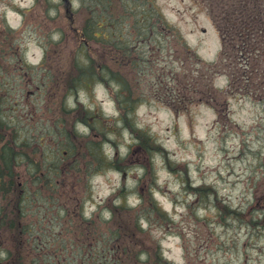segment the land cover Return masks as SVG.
Returning a JSON list of instances; mask_svg holds the SVG:
<instances>
[{
	"label": "rangeland",
	"instance_id": "374dc122",
	"mask_svg": "<svg viewBox=\"0 0 264 264\" xmlns=\"http://www.w3.org/2000/svg\"><path fill=\"white\" fill-rule=\"evenodd\" d=\"M94 1L0 0L6 118L20 131L25 153L38 157L41 143L45 149L53 145L61 158L51 154V163L66 166L45 210L33 208L27 218L45 226L50 247L59 254L54 264H115L94 254L83 261L72 250L81 234L75 231L84 226L82 211L87 217L97 214L106 241L109 230L122 227L123 239L114 245L123 243L129 255H117L119 264H145L149 254L153 264L155 253L160 264H264V93L261 99L244 97L239 87L229 89L222 70L213 73L187 55L186 45L212 62L220 49L207 0H101L99 6ZM101 11L117 19L131 45L141 41L136 52L152 59V67L142 63L134 69L115 62L114 71L139 96L133 126L150 134L158 146L153 151L138 145L133 129L118 120V83L66 88L81 43L74 40L76 29L83 19L103 16ZM150 31L151 39L144 38ZM101 52L94 39L79 54L96 59ZM187 81L193 83L190 91L169 92ZM84 117L91 125L80 121ZM68 138L77 146L64 156ZM95 149L97 160L90 154ZM18 170L30 179L25 166ZM150 195L166 216L143 220L141 197L149 206Z\"/></svg>",
	"mask_w": 264,
	"mask_h": 264
},
{
	"label": "trees",
	"instance_id": "16d2710c",
	"mask_svg": "<svg viewBox=\"0 0 264 264\" xmlns=\"http://www.w3.org/2000/svg\"><path fill=\"white\" fill-rule=\"evenodd\" d=\"M99 1L95 0L94 5L99 6ZM86 3V1H85ZM208 14L219 34L221 40V49L218 54V58L214 62H203L195 52L190 51V48L185 46L186 53L188 55H195V62L197 65H202L206 70L213 73L222 70L229 77V89L239 87L240 95L244 97L262 98L261 87L264 84V0H207ZM93 13L95 10H92ZM106 12L101 11L102 15H92V17L83 19L82 28H77L74 36V40H80V45L76 48V53L72 58V64L70 66L69 73L70 78L66 83V88L76 89V87L84 83L88 85L93 82H102L109 86L113 82L118 83V87L115 91V103L118 109V120H122L125 125L133 132H135V139L138 145H143L147 150H154L158 148L155 145L153 138L148 132H144L143 129H136L133 126L135 122H132V116L135 112L136 100L135 95L128 85V82L122 80L119 75L114 71L115 62H118L119 66L126 69H134L140 64H149L152 67V60L147 55L136 52L139 47L140 40L137 46L126 40V35L123 32L122 27L117 26V19L112 16L104 15ZM72 22V20H70ZM145 21V20H142ZM153 28V27H152ZM160 29H165L159 26ZM153 30V29H151ZM168 32L170 30L166 29ZM171 33V32H170ZM172 34V33H171ZM143 34H140L141 36ZM103 36V38H102ZM153 35L149 36L144 34V38L151 39ZM97 39L100 41L102 49L101 53H98L96 59H93L90 55L79 54L81 47H83L84 41H92ZM114 39L115 41H112ZM149 42V40H142V42ZM106 52V54L103 53ZM109 54V55H108ZM121 54L125 59L116 60L112 55ZM81 56V57H78ZM88 56L87 58H85ZM129 56L131 57L129 60ZM191 57V56H190ZM78 58V59H77ZM114 61V62H103ZM44 62V61H43ZM42 62V63H43ZM121 77H124L121 75ZM238 82V83H237ZM240 82V83H239ZM237 83V84H235ZM5 85V84H4ZM114 85V84H113ZM193 83L187 81L178 87H169V92L172 94L186 93L190 91ZM7 91V85L0 87ZM228 95H232L230 92H225ZM2 91H0V98H2ZM210 97L216 95V93H208ZM139 97V96H138ZM263 102V99H262ZM3 115L0 114V132H3L7 136L6 153L2 156L6 164V172L0 171V182L2 177L6 179V187H0V264H54L56 259L59 258V254L54 253L53 248L50 247V242L46 237V228L41 231V227H37L35 222H29L27 219L30 217V212L34 205L33 202L43 204L37 208L36 211L45 210L44 204L48 203L51 196L49 192L53 187L59 186L58 179L66 171V166H61L58 162L55 164L54 174H51L48 169L45 174H42L41 167L37 170V188L32 190L30 187L18 186L17 181L20 180L21 174L15 169L16 158L22 152L23 139L16 138V130L11 128L10 125H6L3 128ZM80 121L90 124L89 117H84ZM75 124L73 125V127ZM72 127V133L75 137H79V133ZM16 134V135H15ZM17 144V142H21ZM69 147L66 155H72L77 145H73L74 140L68 138ZM74 146V147H73ZM73 147V148H72ZM86 149V148H85ZM60 150L57 149L56 152ZM87 151V149H86ZM57 160L61 158V155H56ZM23 154V153H22ZM94 160L98 159L95 151H90ZM74 156V155H73ZM91 162L89 163V165ZM41 175H39V172ZM3 184V182H2ZM24 187V188H23ZM60 195V193H59ZM34 196V198H33ZM55 201L59 202V196L54 195ZM142 203L138 210L141 213L140 216L143 220L150 221L152 214L160 213L158 216H166L167 213L162 211L158 206L152 195L149 196L148 204L146 205L145 197H141ZM53 200V199H52ZM32 203V204H31ZM233 211V210H232ZM137 214V212H135ZM128 220V219H127ZM129 221V220H128ZM84 226H79L78 231L80 234L79 242L74 243L76 250L80 253L82 260H88L91 256L98 255L103 257V263L108 262L110 259L119 264V261L114 260L117 255L121 258H126L124 254L129 255V250L123 246V243L115 244L114 241H121L123 238L120 232H123L122 227L119 225L117 229L109 230L111 236L109 241L104 238L103 231L97 227V220H81ZM109 222V221H107ZM92 223L95 226L91 225ZM40 224V221H39ZM74 228V224H73ZM140 229V227H139ZM142 230V229H140ZM112 242L111 246L110 243ZM105 244L104 247L99 248L100 244ZM80 246L82 249H80ZM143 252H149L143 250ZM160 252V251H159ZM155 262L153 264H160L162 257L156 255ZM112 257V258H110ZM151 260V256L146 257L145 264H148ZM93 263V261H92ZM135 264H141L140 261ZM164 264V263H163Z\"/></svg>",
	"mask_w": 264,
	"mask_h": 264
},
{
	"label": "flooded vegetation",
	"instance_id": "af4514ba",
	"mask_svg": "<svg viewBox=\"0 0 264 264\" xmlns=\"http://www.w3.org/2000/svg\"><path fill=\"white\" fill-rule=\"evenodd\" d=\"M112 57H114L113 59L120 60V59H125V57H127V56L122 55V57H121V54H114V55H112ZM130 58L131 57L129 56L128 60ZM5 147H6V135L5 134L2 135V133H1L0 134V169L2 171L6 169L5 160L2 156V153L4 154Z\"/></svg>",
	"mask_w": 264,
	"mask_h": 264
},
{
	"label": "clouds",
	"instance_id": "9594fccd",
	"mask_svg": "<svg viewBox=\"0 0 264 264\" xmlns=\"http://www.w3.org/2000/svg\"><path fill=\"white\" fill-rule=\"evenodd\" d=\"M143 258V257H142Z\"/></svg>",
	"mask_w": 264,
	"mask_h": 264
}]
</instances>
